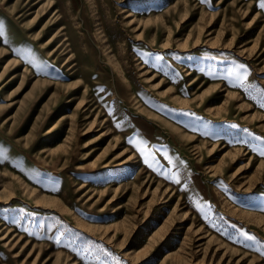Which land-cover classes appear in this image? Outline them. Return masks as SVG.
<instances>
[{
	"label": "rangeland",
	"instance_id": "374dc122",
	"mask_svg": "<svg viewBox=\"0 0 264 264\" xmlns=\"http://www.w3.org/2000/svg\"><path fill=\"white\" fill-rule=\"evenodd\" d=\"M264 0H0V264H264Z\"/></svg>",
	"mask_w": 264,
	"mask_h": 264
},
{
	"label": "snow or ice",
	"instance_id": "6c2138e0",
	"mask_svg": "<svg viewBox=\"0 0 264 264\" xmlns=\"http://www.w3.org/2000/svg\"><path fill=\"white\" fill-rule=\"evenodd\" d=\"M262 8H264V3H261V5H260Z\"/></svg>",
	"mask_w": 264,
	"mask_h": 264
}]
</instances>
